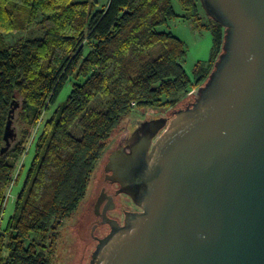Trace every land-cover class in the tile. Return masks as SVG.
I'll return each mask as SVG.
<instances>
[{"label":"trees","instance_id":"16d2710c","mask_svg":"<svg viewBox=\"0 0 264 264\" xmlns=\"http://www.w3.org/2000/svg\"><path fill=\"white\" fill-rule=\"evenodd\" d=\"M0 0V264H53L59 228L85 197L97 163L118 128L134 112H161L171 96L203 87L211 72L199 62L184 67L187 44L160 31L182 17L201 24L198 0ZM28 12L43 36L7 47ZM214 51L222 53L224 28L212 20ZM197 78L194 82V78ZM66 86L71 92L41 123ZM16 105H19L16 108ZM16 108L17 137L6 150V126ZM34 157L15 213L2 228L10 186L34 131ZM25 171L23 165L17 181Z\"/></svg>","mask_w":264,"mask_h":264},{"label":"water","instance_id":"95a60500","mask_svg":"<svg viewBox=\"0 0 264 264\" xmlns=\"http://www.w3.org/2000/svg\"><path fill=\"white\" fill-rule=\"evenodd\" d=\"M201 3L224 28L222 53L200 91L165 116L169 128L160 120L153 137L133 133L144 147L127 158L121 191L143 211L99 240L91 264H264V0ZM16 108L2 154L17 137ZM109 161L119 168L122 157L114 152ZM107 167L72 228L80 241L77 264L97 228L106 227L93 203ZM109 209L100 212L115 211Z\"/></svg>","mask_w":264,"mask_h":264},{"label":"rangeland","instance_id":"374dc122","mask_svg":"<svg viewBox=\"0 0 264 264\" xmlns=\"http://www.w3.org/2000/svg\"><path fill=\"white\" fill-rule=\"evenodd\" d=\"M78 1H86V0H78ZM94 1V0H92ZM110 0H100V7L99 10H103V8L109 3ZM174 7L180 16H184L185 12L183 8L180 6L177 0H173ZM199 5V12L200 17L202 19L201 24L203 26H207L208 28L199 27L197 25V22H195L193 19L185 20L184 18L180 17L177 20L173 21L168 27H162L159 30L160 31H167L172 32L175 36L182 39L188 47V53L186 60L184 62V67L188 74L192 75L195 66L199 62H203L204 69L206 72H211L213 67L215 66L214 61L216 58L211 60L213 52L216 53L217 51L214 49V36L212 32V27H214V24L212 23V18L205 12L201 0H198ZM19 19L16 22L18 27H22V29H18L13 31L12 33L6 35L5 37V45L7 47H13L18 45L21 41L29 39V38H35V37H42L44 32L42 26L38 23L31 24L29 20L28 12L23 13L21 12L19 15ZM216 63V62H215ZM197 78H194V82H196ZM201 87H193L188 93L180 94V95H173L169 99V101H176V105L165 111L161 112H139L134 111L126 120L123 122V124L118 128V130L114 133L111 140L109 141V144L107 146V149L103 153L102 157L100 158L99 162L96 165V168L94 170V173L92 175V178L90 180V183L88 185L85 197L80 202L77 210L75 213L64 221L63 226L59 228V236L55 239V242L53 243V247L50 249L52 252V259L53 264H77L79 258H80V241L77 234H75V231L72 229L83 217V214H85L86 208L88 207L89 203L92 201V198L95 195V192L98 187V180L101 176V173L104 170L105 165L108 162V157L111 154V152L118 147L119 142L125 138H128L131 136L139 127L142 125V123L145 120H150L151 118H157V117H165L168 116L169 112L173 109L177 108L182 102H185L187 99L192 98V96L200 91ZM71 92L70 86H66L61 93L60 97L58 98L56 104L50 106L49 111L45 113L43 117V121L41 123L40 128L42 125L48 121L56 112L58 107L65 102L68 95ZM40 128H37L28 144L27 151L25 152L23 158L21 159L19 163L18 170L15 175L14 183L10 186L9 192H8V200L5 207V213L3 217L2 222V228H5L9 219L13 216L15 213V207H16V201L17 197L19 195V192L22 188L25 174L29 170L33 157H34V147L36 140L39 136ZM142 136V134H139ZM25 166V171L21 179L17 181V178L20 174V170L22 166ZM118 202H119V208L131 210V211H139L143 209L140 205L134 204V202L130 201L125 194L118 196ZM123 210V209H122ZM122 211H108L109 217L117 218V220L122 221L124 220L125 216L122 217ZM108 226L104 227L103 229L101 227L97 228L96 235L97 237H103V235L107 232ZM97 239H94V241L87 247L85 257L83 259V264H91V260L93 259V253L96 251L97 247Z\"/></svg>","mask_w":264,"mask_h":264},{"label":"flooded vegetation","instance_id":"af4514ba","mask_svg":"<svg viewBox=\"0 0 264 264\" xmlns=\"http://www.w3.org/2000/svg\"><path fill=\"white\" fill-rule=\"evenodd\" d=\"M167 117H158V118H155V119H151L145 123H143L138 131H136L135 133H139V134H142V137L141 138H144V140L146 138H150V137H153L154 136V131L156 130L157 126L159 125V121L160 120H166V127L169 123V121L167 122ZM170 125H168L167 128H169ZM167 128L161 130L159 133H158V136L156 135L155 136V140L154 141V144H156L160 138L164 135L165 131L167 130ZM163 131V132H162ZM162 132V133H161ZM163 134V135H162ZM140 138V139H141ZM139 138L133 134V137L130 136V138H128V140H126L123 144L120 145V148L119 149H116L115 151H113L111 153V155L114 153V152H119L120 153V157H122V162L120 163V166L119 168H117L116 166L113 168L112 166H110V161L107 163L108 165V172L109 173H106L104 175V185L101 186V190L100 192L98 193L97 197L95 198L94 200V203H93V207H94V213L98 216L99 220L97 221L99 223V225H101L102 227L104 226H108V230L107 232L103 235V237H97V246L99 244V240L105 238L106 236L110 235L111 232H112V227H116L118 228L119 231H121L120 228H124L125 225H126V218L128 215H131V217L137 213H141L137 210L135 211H131V210H126V209H119L120 211H122V217L125 216L123 222L122 221H119L117 220V218H113V217H109L108 218V215L106 213H103V212H100V209L101 208H104L106 209L107 208H110L109 210H118V205H119V202H118V197H116L117 195L120 196V195H123L125 194L127 196V198L134 202L135 201L133 200V198L126 194V193H123L121 190L123 189V176H122V172L121 170L125 169L126 167V162H127V158L131 155L134 154V148L137 147L136 151L139 150V149H143L144 147V144H142L141 146L139 145L136 146V141L138 140ZM145 142V141H144ZM149 153V152H148ZM126 160V161H125ZM112 170V171H111ZM123 180V181H122ZM143 211V209L141 210ZM97 248V247H96Z\"/></svg>","mask_w":264,"mask_h":264}]
</instances>
